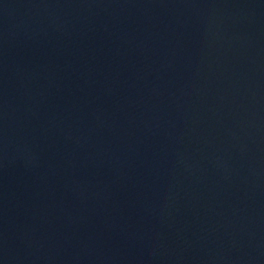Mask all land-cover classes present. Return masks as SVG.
Returning <instances> with one entry per match:
<instances>
[{
  "label": "water",
  "instance_id": "1",
  "mask_svg": "<svg viewBox=\"0 0 264 264\" xmlns=\"http://www.w3.org/2000/svg\"><path fill=\"white\" fill-rule=\"evenodd\" d=\"M0 264H264V0H0Z\"/></svg>",
  "mask_w": 264,
  "mask_h": 264
}]
</instances>
